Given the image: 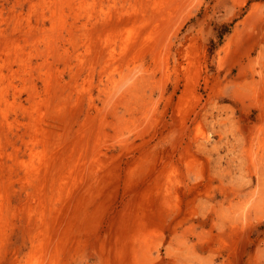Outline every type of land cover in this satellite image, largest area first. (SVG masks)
I'll return each mask as SVG.
<instances>
[{"label":"rangeland","instance_id":"obj_1","mask_svg":"<svg viewBox=\"0 0 264 264\" xmlns=\"http://www.w3.org/2000/svg\"><path fill=\"white\" fill-rule=\"evenodd\" d=\"M0 264H264V0H0Z\"/></svg>","mask_w":264,"mask_h":264}]
</instances>
